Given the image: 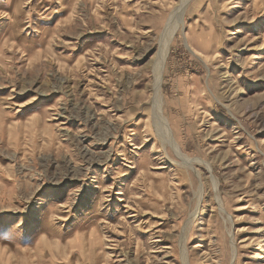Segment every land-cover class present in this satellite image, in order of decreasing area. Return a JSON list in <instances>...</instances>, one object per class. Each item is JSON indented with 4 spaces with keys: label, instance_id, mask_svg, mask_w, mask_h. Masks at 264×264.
I'll use <instances>...</instances> for the list:
<instances>
[{
    "label": "rangeland",
    "instance_id": "rangeland-1",
    "mask_svg": "<svg viewBox=\"0 0 264 264\" xmlns=\"http://www.w3.org/2000/svg\"><path fill=\"white\" fill-rule=\"evenodd\" d=\"M184 8L0 0V264H264V0Z\"/></svg>",
    "mask_w": 264,
    "mask_h": 264
},
{
    "label": "bare ground",
    "instance_id": "bare-ground-1",
    "mask_svg": "<svg viewBox=\"0 0 264 264\" xmlns=\"http://www.w3.org/2000/svg\"><path fill=\"white\" fill-rule=\"evenodd\" d=\"M186 1L188 2V0H182L183 9L181 10V12L178 15L179 16L178 20L177 21H174L173 20V16H170L169 19H168V22L166 21L167 22V27H166V30H165V36H166V38H163V40H164V46L161 48V51H160V53L162 54V57L163 58L167 55L170 38L172 36V33H173L175 27L178 26L179 24L180 25H183L184 24L183 13L182 12L185 9L184 8V5H185ZM163 64H164V61L161 59V61H159L156 65H154V71H155L156 82H157V84L155 83L157 85L156 87H159V85L161 83ZM160 108H161V102H160V104L156 105V107H155V109H158L157 110L158 113H159V111L161 112V109ZM158 115L159 116L156 117L157 119H156L155 122H156V125L159 126L158 128L160 129V132L163 133V137L166 138V139H168L170 142H172L174 145H176V147H178L177 146L178 143H177V141H176V139L174 137L172 128L169 125V123L167 121V118L164 117V116H162V114H158Z\"/></svg>",
    "mask_w": 264,
    "mask_h": 264
}]
</instances>
